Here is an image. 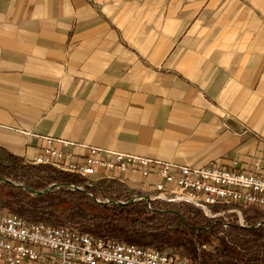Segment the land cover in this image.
<instances>
[{"label":"crops","instance_id":"crops-1","mask_svg":"<svg viewBox=\"0 0 264 264\" xmlns=\"http://www.w3.org/2000/svg\"><path fill=\"white\" fill-rule=\"evenodd\" d=\"M50 144L264 167V0H0V151Z\"/></svg>","mask_w":264,"mask_h":264},{"label":"built area","instance_id":"built-area-1","mask_svg":"<svg viewBox=\"0 0 264 264\" xmlns=\"http://www.w3.org/2000/svg\"><path fill=\"white\" fill-rule=\"evenodd\" d=\"M87 150L85 159L75 162L69 154L50 144L28 163L69 173L77 180L85 181L86 184L80 186L86 187L105 186V183L118 186L114 181L123 182L124 178H117L115 172L122 175L137 172L143 181L138 191L126 190L131 199L149 196L152 203L189 204L199 209L206 218L220 221L224 227L232 224L231 214L238 216L239 226H244L245 209L264 211V167L260 159L254 162L253 171H247L239 168L237 161L229 167L189 166L96 146H88ZM99 168L110 173L95 179ZM201 247L207 249L208 244ZM0 262L195 264L173 251L108 240L65 226L31 222L9 212H0Z\"/></svg>","mask_w":264,"mask_h":264},{"label":"trees","instance_id":"trees-1","mask_svg":"<svg viewBox=\"0 0 264 264\" xmlns=\"http://www.w3.org/2000/svg\"><path fill=\"white\" fill-rule=\"evenodd\" d=\"M8 159V165L0 162V177L32 189L42 190L53 183L86 184L50 166L29 165L13 155H8ZM120 188L87 186L90 192L105 195L109 200L119 199L112 193ZM169 205L154 202L150 207L145 200H140L118 206L97 202L89 193L62 187L33 195L12 182H0V210L5 209L31 222L65 226L91 236L139 246L174 248L195 264H264V229L252 226L261 220L259 216H247L250 226L232 222L228 227L230 231L226 232L221 230L220 221L212 224V220L196 207L190 210V205L186 204L188 213L183 215ZM213 238L218 240L216 253L201 247Z\"/></svg>","mask_w":264,"mask_h":264},{"label":"rangeland","instance_id":"rangeland-1","mask_svg":"<svg viewBox=\"0 0 264 264\" xmlns=\"http://www.w3.org/2000/svg\"><path fill=\"white\" fill-rule=\"evenodd\" d=\"M0 162L3 163V164H5V165L10 164L9 159L5 156V154L2 151H0ZM28 164L30 165L32 163H28ZM32 165H34V164H32ZM56 170L57 171H61V170H58V169H56ZM5 178H7V177H5ZM11 181L14 182L13 180H11ZM16 184H18V183H16ZM111 185L112 186H116V185H114L112 183H105V187L111 186ZM117 187H121V186L118 185ZM91 193L94 194V195H96L93 192H91ZM112 195L114 197H117V198L119 197V199H121L122 201L125 200V199H127V198H130L129 193L126 192L125 188H122V187L120 189L114 191L112 193ZM97 198L100 199V200H102V201L108 199V197H105V195H98ZM169 206L172 207V208H174V209L176 208V210L179 211L183 215H186L188 213V211H187L188 206H186V204H170ZM192 207H194V206L190 205L188 209L192 210L193 209ZM0 212H5L6 213L8 211L5 210V209H2V210H0ZM251 215L252 216L253 215H257L261 219L259 222L255 223L254 225H252V224L251 225L253 227H262L264 229V225H262V224L259 225V223L261 221H264V211L262 209H258V208H249V209H245L243 211V221H244L243 223H244V226H250L248 224V222H247L246 219H247V216H251ZM230 217L233 220L232 221L233 223L239 225V220H238V216L237 215L231 214ZM212 222H213L212 224H217L216 221H212ZM220 224H222V223H220ZM214 226L216 228H218V225H214ZM221 230H224L226 232H229L230 231L228 227H224L223 225L221 227ZM207 244H208V248L206 250L209 251V252H212V253H216L217 246H218V240H217V238H213L212 241L210 243H207ZM262 244L264 245V239L262 240ZM163 249L168 250V251H173V252H176V253L180 254V252L179 251H176L174 248H163ZM180 255L183 256L182 254H180ZM250 264H255V263L251 262Z\"/></svg>","mask_w":264,"mask_h":264},{"label":"water","instance_id":"water-1","mask_svg":"<svg viewBox=\"0 0 264 264\" xmlns=\"http://www.w3.org/2000/svg\"><path fill=\"white\" fill-rule=\"evenodd\" d=\"M227 123H229L230 126H232L233 128H235L236 130H242V127L232 118H228L227 119ZM0 182H12L10 179L8 178H5L4 177H0ZM13 184H16L14 182H12ZM17 186H19V188H22V189H25L27 191H29L31 194L33 195H43L49 191H52L54 189H58V188H63V189H70V190H78V191H81V192H84V193H89L93 196V198L97 201V202H102V203H113V204H116V205H124V204H127V203H131V202H135V201H140V200H145L148 205H151L152 203V199L149 197V196H141V197H137V198H132L130 201H121V200H100L97 198L96 195L92 194L89 190H87V187L86 186H80V185H76V184H67V183H53L49 186H47V188L45 189H42V190H36V189H32V188H29V187H26L25 185L23 184H16ZM264 225V221H261L259 223V225Z\"/></svg>","mask_w":264,"mask_h":264}]
</instances>
